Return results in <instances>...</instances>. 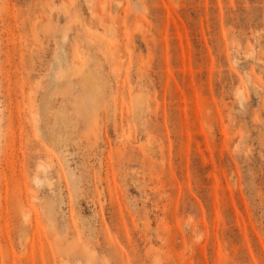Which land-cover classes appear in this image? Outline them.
I'll return each instance as SVG.
<instances>
[{"label":"rangeland","instance_id":"374dc122","mask_svg":"<svg viewBox=\"0 0 264 264\" xmlns=\"http://www.w3.org/2000/svg\"><path fill=\"white\" fill-rule=\"evenodd\" d=\"M158 263L264 264V0H0V264Z\"/></svg>","mask_w":264,"mask_h":264},{"label":"bare ground","instance_id":"6f19581e","mask_svg":"<svg viewBox=\"0 0 264 264\" xmlns=\"http://www.w3.org/2000/svg\"><path fill=\"white\" fill-rule=\"evenodd\" d=\"M36 180H37L38 183H41L43 181V178H42V176L40 174H37L36 175ZM158 264H161V263H158Z\"/></svg>","mask_w":264,"mask_h":264}]
</instances>
